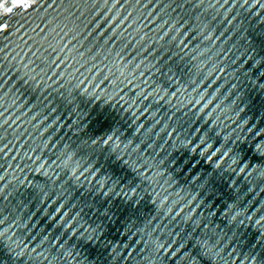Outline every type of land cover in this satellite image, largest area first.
Here are the masks:
<instances>
[{"label": "water", "instance_id": "obj_1", "mask_svg": "<svg viewBox=\"0 0 264 264\" xmlns=\"http://www.w3.org/2000/svg\"><path fill=\"white\" fill-rule=\"evenodd\" d=\"M101 3L0 0V264H261L264 8Z\"/></svg>", "mask_w": 264, "mask_h": 264}, {"label": "clouds", "instance_id": "obj_2", "mask_svg": "<svg viewBox=\"0 0 264 264\" xmlns=\"http://www.w3.org/2000/svg\"><path fill=\"white\" fill-rule=\"evenodd\" d=\"M95 2H96V0H93V3H95ZM106 2H107V0H102L101 7H103V4L106 3ZM244 2L247 3V0H244ZM258 2L260 3V7H261V8H264V2H262V0H252V4H253V5L256 4V3H258ZM250 7H251V5H250ZM86 22H87V21H85V23H86ZM237 27H239V25H238ZM262 31H264V30H262ZM259 43L262 44V45H264V39H261V40L259 41ZM249 59H251V57H249ZM260 62H261L260 60H256L255 63H254V65H253V67H256L257 65H259ZM245 63H247V61H245ZM242 67H243V65H241V68H242ZM249 71H251V69H250ZM243 75H244V76H248V78H249V80L251 81L252 85H253V86H256V85H257V79H258L260 76L264 75V69H261L259 72L256 73L257 79H252V78L249 76V73H243ZM239 79H240V78L237 77V81H239ZM232 87L235 88L236 85L234 84ZM259 88L264 89V83H260V84H259ZM241 94H242V93H240V92L237 93V99H239V97H240ZM256 104H257V105L264 104V97H261L259 100H256ZM243 110H244L243 108L240 109V111H243ZM259 114H264V110H262ZM245 122H247V121H245ZM253 127H255V125H253ZM249 131H252V129L250 128ZM261 131H264V128H262ZM194 135H195V134H193V136H194ZM229 135H230V134H229ZM256 135L259 136V135H260V132H257ZM224 139L227 140V139H228V136H225ZM237 139H239V137H237ZM177 140L179 141L178 144H177L176 141H173V145H172L173 149H179V148H181V147H183V148H189V145L191 144V138L180 139L179 136H178V137H177ZM203 142H204V138L201 137L200 142L197 143L195 146H193V147H191V148L189 149L190 152L195 153L196 148H198V147H199V144H200V143H203ZM260 144H264V140H261V141H260ZM221 146H223V145H221ZM234 146H235V141H233L232 146L228 147V149H227L226 151H224L223 155H222L221 158H220V161H217V163L214 165V167H217V168H218V167L220 166V162L223 161L225 157H228V156H229V153L232 152V148H233ZM259 146H260V145H257V148H259ZM211 147H212L211 143H208L207 145H205V147L201 150V155H203L205 152H207ZM219 151H220V148H217V149H216V152H219ZM216 152H213V153H212V156H215V155H216ZM260 154H261L262 156H264V151H262ZM238 156H239V153H237L236 155H234V156L231 157V159L229 160V163H228V165H227V168H230L233 164H235V163L237 162V158H238ZM211 158H212V157L209 156V157H208V160H211ZM177 159H178V158H177ZM197 163H198V161H197ZM181 167H183V165H181ZM227 168H226L225 170H227ZM177 171H179V169H177ZM241 171H243V169H241ZM249 175H251V173H249ZM260 175L264 176V170H261ZM196 178H197V177H193L194 180H195ZM45 195H46V194H45ZM236 215H239V213H237ZM233 219H235V217H233ZM259 223H260V221H257V224H259ZM242 264H243V262H242ZM250 264H256V259L253 258V259L251 260ZM261 264H264V261H261Z\"/></svg>", "mask_w": 264, "mask_h": 264}, {"label": "snow or ice", "instance_id": "obj_3", "mask_svg": "<svg viewBox=\"0 0 264 264\" xmlns=\"http://www.w3.org/2000/svg\"><path fill=\"white\" fill-rule=\"evenodd\" d=\"M20 0H13V3H19ZM0 7H4V5L0 4ZM6 11H11V8H6Z\"/></svg>", "mask_w": 264, "mask_h": 264}]
</instances>
